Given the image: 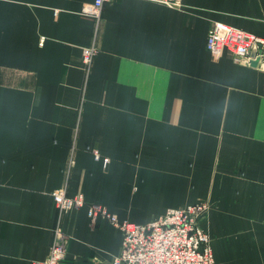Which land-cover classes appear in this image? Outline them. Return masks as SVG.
I'll list each match as a JSON object with an SVG mask.
<instances>
[{"label": "crops", "instance_id": "obj_1", "mask_svg": "<svg viewBox=\"0 0 264 264\" xmlns=\"http://www.w3.org/2000/svg\"><path fill=\"white\" fill-rule=\"evenodd\" d=\"M179 1L110 0L96 24L93 0H0V264L46 258L60 188L139 225L206 199L214 264H264V66L206 49L215 23L264 39V0ZM60 224L62 264H112L107 220Z\"/></svg>", "mask_w": 264, "mask_h": 264}, {"label": "built area", "instance_id": "obj_2", "mask_svg": "<svg viewBox=\"0 0 264 264\" xmlns=\"http://www.w3.org/2000/svg\"><path fill=\"white\" fill-rule=\"evenodd\" d=\"M110 0H93L80 9V16L100 20L103 6ZM172 9H180L179 0H144ZM206 49L214 60L228 54L240 66L262 68L264 66V39L241 30L215 23L208 31ZM98 49L94 43L82 49V66L88 74ZM98 158V156H95ZM70 161V165H72ZM51 196L58 214V224L52 231L48 254L42 261L31 264H62L65 260L68 236L60 222L69 211L87 208L91 223L96 219L107 220L121 233V245L112 264H214L210 248V236L204 228L210 205L200 201L180 208L168 209L154 221L139 225L118 221L99 204H85L81 194L69 197L65 188L54 190Z\"/></svg>", "mask_w": 264, "mask_h": 264}, {"label": "rangeland", "instance_id": "obj_3", "mask_svg": "<svg viewBox=\"0 0 264 264\" xmlns=\"http://www.w3.org/2000/svg\"><path fill=\"white\" fill-rule=\"evenodd\" d=\"M200 201H207L206 199H201ZM200 201H198V202H200ZM208 202V201H207ZM197 203V202H196ZM209 203V202H208ZM209 205H210V203H209Z\"/></svg>", "mask_w": 264, "mask_h": 264}]
</instances>
